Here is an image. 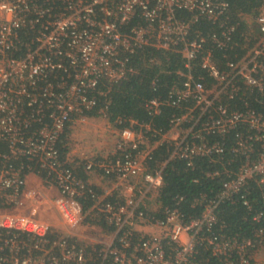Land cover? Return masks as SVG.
Returning a JSON list of instances; mask_svg holds the SVG:
<instances>
[{"label":"built area","instance_id":"2783aa9c","mask_svg":"<svg viewBox=\"0 0 264 264\" xmlns=\"http://www.w3.org/2000/svg\"><path fill=\"white\" fill-rule=\"evenodd\" d=\"M228 12L226 0H0V264H264V226L241 238L219 217L223 203L241 202L264 221V201L249 197L257 187L264 199V7L245 16L247 31ZM146 47L183 60L167 96L145 104L153 116L177 110L166 132L134 119L121 127L100 110L118 140L83 167L132 182L111 201L59 146L92 117L103 81L138 72L129 58ZM161 145L168 158L152 168ZM196 158L219 191L193 200L197 216L163 207L166 163ZM80 227L95 234L82 238Z\"/></svg>","mask_w":264,"mask_h":264},{"label":"trees","instance_id":"16d2710c","mask_svg":"<svg viewBox=\"0 0 264 264\" xmlns=\"http://www.w3.org/2000/svg\"><path fill=\"white\" fill-rule=\"evenodd\" d=\"M226 1L229 3L228 14L231 21L233 23L239 22V31L248 30L245 16L254 18L264 7V0ZM149 57H158L161 61L160 64L145 62ZM129 60L133 66L138 68V72L130 76L129 79L111 86V88L103 81L100 89L108 90L107 94L106 96L98 95V104L88 112V115L99 116L101 115L100 110L104 108L110 121L115 122L118 119L124 121L121 127L129 126L130 119H134L142 123L151 122L154 128L162 132L168 131L170 117L177 109L164 106L160 114L153 116L146 109L145 104L151 98H165L170 87L178 82L177 70L182 68L183 65L181 56L176 53L146 47L131 54ZM198 71L201 72L200 69ZM153 81L156 85H153ZM59 148L65 157L68 149L62 146H59ZM167 150L168 148L165 145H161L154 151L150 159L152 168H160L162 163L167 160ZM210 167L211 164L205 158H196L193 166H188L184 160L174 159L168 161L164 166V185L159 197L163 207H179L187 216L199 215L201 208L199 206L193 207V200L204 192L211 194L212 191L216 193L220 189V181L205 177L206 171ZM77 172L84 180L88 179L83 165ZM195 179H199V182H194ZM93 187L96 189L95 186ZM98 191L101 192L99 189ZM251 191L252 194L249 197L253 200L254 206L259 208L264 201L261 190L257 187H251ZM181 197H183L182 201L180 200ZM109 199L111 201H123V198L117 197V193H114ZM90 205L91 203L86 204V206ZM155 214L157 216L161 215L160 213ZM219 217L221 221L227 224V233L238 234L241 238H253L254 232L264 226V221H254L252 212L248 211L241 202L235 204L223 203Z\"/></svg>","mask_w":264,"mask_h":264},{"label":"rangeland","instance_id":"374dc122","mask_svg":"<svg viewBox=\"0 0 264 264\" xmlns=\"http://www.w3.org/2000/svg\"><path fill=\"white\" fill-rule=\"evenodd\" d=\"M251 17H249L250 19ZM103 122V119H101ZM97 122L92 123L90 120L79 122L77 125L73 126L71 131L69 132L68 141L69 149H68V160L72 164L76 163L77 165H84V162L89 160L91 157L98 155L99 157H105L106 155L109 156L114 151V146L116 141L118 140L117 135H110L111 139L115 141L114 145L108 143H100L99 138L102 133L103 123ZM108 136V134L106 133ZM106 154V155H105ZM72 164V165H73ZM37 178L38 175L34 174ZM94 181H89L92 186H96L99 189H105L110 192L117 191L119 196L129 195L133 191L130 190L129 185L132 184L130 180L126 181H118L114 179H109L103 176L101 173L98 172L96 174ZM141 180V178H140ZM139 179L135 182L138 184H142V181ZM152 201V205L155 203V197L149 198ZM53 217L52 221H56L54 218V214L51 212ZM89 231V232H88ZM85 237L87 236L91 238L95 232L93 230H84Z\"/></svg>","mask_w":264,"mask_h":264},{"label":"crops","instance_id":"0c3cea01","mask_svg":"<svg viewBox=\"0 0 264 264\" xmlns=\"http://www.w3.org/2000/svg\"><path fill=\"white\" fill-rule=\"evenodd\" d=\"M101 119H103V122L101 121ZM88 120H90V122H92V123H97V122H102L103 123V129H102V133H103V135H101V137L99 138V144L100 143H102V144H104V143H108V142H110V144H112V146L114 145V143H115V141L113 140V139H111V137H110V135H116L115 133H113L112 131H111V127H110V121L107 119V118H105L103 115H99V116H92V117H90ZM88 120H86V121H88ZM106 133L108 134V136L106 135ZM106 155V154H105ZM73 164V163H72ZM73 166L75 167V169H76V172L79 170V168L81 167V165L79 166V165H77L76 163H74L73 164ZM78 173V172H77ZM96 174H98V172H94V173H92L91 175H87L88 176V179H87V181L89 182V181H94L93 179H95V176H96ZM31 179H32V181H33V183H34V186L35 185H39L40 183H39V178H37L35 175H33V176H31ZM96 187V186H95ZM96 188H98V187H96ZM99 189V188H98ZM100 191H101V189H99ZM103 190V189H102ZM114 193H118L117 191H114L113 192V194ZM45 216H47L48 218H50L51 220H53V217H52V215L51 214H44ZM89 228H87V227H80L78 230H76V232L78 233V234H80L81 235V237L82 238H84L85 237V234H84V230H88ZM90 230V229H89ZM89 232V231H88Z\"/></svg>","mask_w":264,"mask_h":264}]
</instances>
